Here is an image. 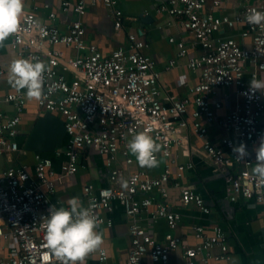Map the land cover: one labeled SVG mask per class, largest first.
<instances>
[{"label": "built area", "instance_id": "2783aa9c", "mask_svg": "<svg viewBox=\"0 0 264 264\" xmlns=\"http://www.w3.org/2000/svg\"><path fill=\"white\" fill-rule=\"evenodd\" d=\"M98 1L111 11L113 28L120 30L124 17L118 0H56L60 12L73 15L66 32L56 26L55 12L39 21L34 11L24 8L18 31L8 37L18 59L43 62L49 69L43 74L42 99L33 100L39 111L63 120L66 143L51 155L34 153L31 169L21 164L0 173V264H60L46 247L50 199L57 181L80 170L78 156L87 149L104 158L110 185L94 189L86 184L82 189L85 207H91L98 228L111 227V220L100 213L111 212L113 202L130 219L129 251L117 264H171L170 256L179 249L178 264H223L229 254L227 235L219 226L210 230L191 226L194 246L176 234L181 216L169 207V188L177 190L182 206L191 205L204 215L210 209L199 194L182 185L184 173L193 164L179 163L173 149L181 145V132L190 129L202 141V155L223 174L228 201L243 198L264 209V182L252 171L255 159L239 160L233 154L234 146L245 143L249 149L264 137V93L250 90L251 79L264 80V27L247 20L253 9L264 12V0H164L154 6L155 14L166 16L168 25L191 39L189 45L183 39H168L177 49L176 57L186 61L196 78L188 94L179 99L161 98V72L146 53L150 45L135 34L128 33L127 44L108 55L84 40L81 19L87 5ZM61 47L74 55L65 57ZM194 49L198 55L192 53ZM176 63L170 60L166 69ZM4 75L0 61V82ZM230 88L235 89L237 100L216 120L222 106L212 97L217 90ZM26 91L12 86L0 94V155L21 151ZM215 122L230 136L218 142L208 140V126ZM141 132L160 145L154 155L163 165L156 176L128 170L132 164L128 144ZM60 157L64 161L56 172L53 160ZM119 157L126 168L116 166ZM125 181L127 187H122ZM160 221L165 225L161 240L147 231ZM96 254L100 264H107L104 247L100 245Z\"/></svg>", "mask_w": 264, "mask_h": 264}, {"label": "crops", "instance_id": "0c3cea01", "mask_svg": "<svg viewBox=\"0 0 264 264\" xmlns=\"http://www.w3.org/2000/svg\"><path fill=\"white\" fill-rule=\"evenodd\" d=\"M164 0H118V8L121 10L124 21L120 30L113 28L111 11L106 9L101 2L94 6L89 4L86 13L81 21L85 29L84 40L94 44L102 55H108L111 51L127 44L128 33L135 34L138 39L150 45L146 52L154 61L160 74V85L162 88L161 98L179 99L188 94V90L195 84V76L186 68V61L176 57L177 49L168 42L169 37L176 40L183 39L187 45L191 43L189 35L182 33L175 26L168 25L169 19L166 16L155 14L153 8ZM49 8H45L47 5ZM25 10L34 11L33 14L39 21H45L47 14L51 11L56 14V26L61 32H66L73 15L71 12L62 13L56 0H34L29 2L24 0ZM146 14L145 16H143ZM65 57L74 55L70 49L60 48ZM192 53L198 55V49ZM176 60V67L167 70L168 62ZM18 60L14 51L10 49L8 38L0 45V61L5 69V75L0 82V94L9 91L12 85L9 83L10 66ZM249 81L248 75L245 77ZM213 101L220 102L222 108L216 112L219 120L231 109L237 98L235 89H223L212 97ZM43 112L35 106L34 100L27 99L26 110L22 117L21 129L26 133L36 117ZM189 122L191 119L188 117ZM264 127V120L262 122ZM230 136L225 132L218 122L208 126L206 138L210 141L218 142L222 138ZM181 145L173 149V155L177 157L179 163L191 162L193 169L184 173L181 180L182 185L192 189L199 194L210 209V214L204 215L195 207L182 206L178 202L177 190L169 188V207L178 212L181 216L176 234L182 241L190 246L197 242L192 235L191 226L200 225L206 230L213 226H219L227 235V247L229 260L223 264H264V209L262 205L250 200L238 198L235 202L228 201L226 185L223 174L212 166L202 155V141L187 129L180 134ZM255 158L253 147L248 149ZM32 153L18 152L11 155H0L4 157L6 166L0 165V173L10 167H17L26 164L30 169L33 167ZM132 164L128 170L135 172L144 170L148 174L158 175L162 169V159H157L158 166L154 168L141 167L134 155L131 154ZM78 163L80 170L73 176L63 178L55 183V191L51 196V205L59 209L68 208L67 201L77 197L85 207L86 201L82 189L86 184H91L94 189L107 187L110 185L109 173L104 166V158L93 149H87L79 153ZM64 161L63 157L53 160V168L59 172V166ZM116 166L126 168L123 160L119 157ZM256 166V161L252 171ZM234 171V169L232 170ZM157 197V196H155ZM111 212H101L104 219H110L111 227L101 226L97 229L101 234L103 243L101 244L107 251V264H117L123 262L129 251L128 225L130 219L126 216L123 207L113 202ZM157 239L161 240L165 232L163 222H157L147 229ZM215 253L218 250H214ZM181 261V250H177L170 256L171 264H178ZM84 264H100L96 251L91 253ZM208 264H214L209 261Z\"/></svg>", "mask_w": 264, "mask_h": 264}, {"label": "clouds", "instance_id": "9594fccd", "mask_svg": "<svg viewBox=\"0 0 264 264\" xmlns=\"http://www.w3.org/2000/svg\"><path fill=\"white\" fill-rule=\"evenodd\" d=\"M24 11V0H0V45L19 28L20 18ZM249 24L264 27V12L253 9L247 16ZM49 69L43 62H31L28 59L15 60L10 66L9 83L16 89H26L29 100H41L43 96V74ZM250 90L264 93V80L256 78L250 81ZM128 149L136 157L141 167L158 166L155 153L160 145L152 136L141 132L135 135L128 144ZM255 152L256 166L253 169L258 180L264 182V137ZM233 154L239 160H246L252 153L245 143L233 147ZM127 187V182L122 184ZM68 208L55 209L50 206L46 224V247L49 254L60 264H84L86 258L95 252L103 243L97 228L99 221L92 214L91 207H84L77 197L68 199Z\"/></svg>", "mask_w": 264, "mask_h": 264}, {"label": "water", "instance_id": "95a60500", "mask_svg": "<svg viewBox=\"0 0 264 264\" xmlns=\"http://www.w3.org/2000/svg\"><path fill=\"white\" fill-rule=\"evenodd\" d=\"M65 129L63 120L49 112L39 114L22 139L21 151L51 155L55 150L65 146ZM29 185V182L26 183Z\"/></svg>", "mask_w": 264, "mask_h": 264}, {"label": "rangeland", "instance_id": "374dc122", "mask_svg": "<svg viewBox=\"0 0 264 264\" xmlns=\"http://www.w3.org/2000/svg\"><path fill=\"white\" fill-rule=\"evenodd\" d=\"M221 90H223V89H219V92H220ZM217 91H218V90H217ZM0 165L3 166V167L6 166V162H5L4 157L0 158Z\"/></svg>", "mask_w": 264, "mask_h": 264}]
</instances>
